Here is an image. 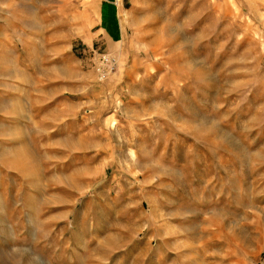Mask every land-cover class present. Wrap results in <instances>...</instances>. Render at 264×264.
I'll return each instance as SVG.
<instances>
[{
	"label": "rangeland",
	"instance_id": "1",
	"mask_svg": "<svg viewBox=\"0 0 264 264\" xmlns=\"http://www.w3.org/2000/svg\"><path fill=\"white\" fill-rule=\"evenodd\" d=\"M0 264H264V0H0Z\"/></svg>",
	"mask_w": 264,
	"mask_h": 264
},
{
	"label": "built area",
	"instance_id": "2",
	"mask_svg": "<svg viewBox=\"0 0 264 264\" xmlns=\"http://www.w3.org/2000/svg\"><path fill=\"white\" fill-rule=\"evenodd\" d=\"M116 59L108 53L99 54V63L96 65V71L100 78H105L110 71L114 69Z\"/></svg>",
	"mask_w": 264,
	"mask_h": 264
}]
</instances>
